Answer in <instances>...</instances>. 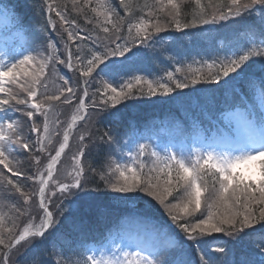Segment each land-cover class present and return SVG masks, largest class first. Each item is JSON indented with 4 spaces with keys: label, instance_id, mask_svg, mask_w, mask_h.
<instances>
[{
    "label": "snow or ice",
    "instance_id": "snow-or-ice-1",
    "mask_svg": "<svg viewBox=\"0 0 264 264\" xmlns=\"http://www.w3.org/2000/svg\"><path fill=\"white\" fill-rule=\"evenodd\" d=\"M118 2L122 13L114 0L0 5L31 38L0 51V264H264V0ZM221 28H242L244 44L191 62L169 56L159 78L138 67L161 33ZM238 84L249 105L232 113L240 127L220 133L226 150H159L121 127L141 103L235 94ZM111 201L130 206L137 235L77 250Z\"/></svg>",
    "mask_w": 264,
    "mask_h": 264
},
{
    "label": "trees",
    "instance_id": "trees-1",
    "mask_svg": "<svg viewBox=\"0 0 264 264\" xmlns=\"http://www.w3.org/2000/svg\"><path fill=\"white\" fill-rule=\"evenodd\" d=\"M8 2L10 3V5L12 3L23 4L24 0H8ZM114 6H116L118 8V10L121 11V13H122L123 10L119 9L118 0H114ZM19 11H21L22 14L24 15L26 25H31V27L33 29H35L39 26L37 20L35 18H33L30 10L20 9ZM76 19L82 27L89 28V29L91 28V25H85L83 19H81L79 17H76ZM232 30H233L232 33H229V35L225 36L226 44L229 48L231 46H236L238 44L241 45L244 43V35H242L243 29L241 28V29H239V31H236V30L230 28V31H232ZM162 34L163 33H161V35ZM24 37L28 38L29 42H30V40H31L30 36L24 35ZM176 37H181V38L177 39L175 41V43L171 44V46H166L165 45L166 40H165V41H160V42L156 43L153 48L145 49V51L149 52V56L142 61L143 65L148 66L146 71H150L151 73H156V74L159 73L160 69L169 65V63H170V61L168 60L169 56H174L176 59L186 60L187 56H189V55L192 56V54H196L198 52V49H201V51H206L209 48H211L212 50L217 49L215 43H213L210 46L208 44V41L203 42L201 40L202 38L205 37L203 35V33H200L197 36H183V34H178V35H176ZM163 49H167V51L165 52L164 56H160L159 53ZM153 52L156 53L155 57H153L151 55V53H153ZM63 70H65V69H63ZM197 87H201V86H197ZM205 87H208V86H205ZM211 87H214V86H211ZM184 91L187 92L188 90H184ZM244 91H245V89H244L243 85H241V84L236 85V87H235V93L236 94L240 93L242 96V95H244ZM228 93L229 94L231 93V95H235L231 91ZM216 94L222 95L224 93L216 92ZM191 98L194 101H196L197 103H204L208 107H211L213 104L212 101H214L213 93H201L198 96H193ZM56 105H57V108H60V109L65 107L64 105H61L59 102ZM140 105L134 109H130L126 115H129L134 110L137 111L138 115H145L149 112L156 111L155 108L152 107L151 103H148V105H150V106H148L149 109L147 111H142L143 106H140ZM153 113H155V112H153ZM70 115H71L70 111H65L62 114V118L67 120L68 118H70ZM133 119H135L134 116L133 117L128 116L125 118L124 123L121 125V127L123 128L124 131H125L126 127H128V123L133 122ZM108 126H111V125H108ZM95 159H96L97 163L102 162L104 160V153H101L99 156H96ZM103 203H104V205L114 204L112 201L111 202H103Z\"/></svg>",
    "mask_w": 264,
    "mask_h": 264
},
{
    "label": "rangeland",
    "instance_id": "rangeland-1",
    "mask_svg": "<svg viewBox=\"0 0 264 264\" xmlns=\"http://www.w3.org/2000/svg\"><path fill=\"white\" fill-rule=\"evenodd\" d=\"M0 24H1V22H2V24L3 25H5V20L3 19V18H1L0 17ZM2 27H0V29H1ZM1 33V32H0ZM0 36H1V34H0ZM0 41H1V38H0ZM4 50H6V47H5V45L4 44H2V43H0V51H4ZM67 106H65L64 108H66ZM142 142V141H141ZM152 145L153 146H156L159 150H163L164 148H162V145L157 141V142H154V143H152ZM71 150H74V148L73 149H71ZM171 150V149H170ZM61 163H63V161H61ZM69 162H66L65 163V165H67ZM71 163V162H70ZM64 177H61V179H63Z\"/></svg>",
    "mask_w": 264,
    "mask_h": 264
}]
</instances>
